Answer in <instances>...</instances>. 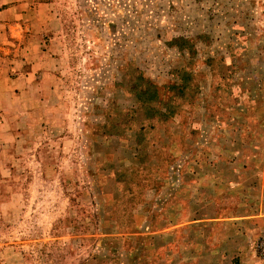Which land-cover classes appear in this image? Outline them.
<instances>
[{
    "label": "rangeland",
    "instance_id": "374dc122",
    "mask_svg": "<svg viewBox=\"0 0 264 264\" xmlns=\"http://www.w3.org/2000/svg\"><path fill=\"white\" fill-rule=\"evenodd\" d=\"M5 9L0 81L33 75L0 95L20 141L0 133V264H264L261 234L247 256L206 251L194 215L217 208L193 198L224 132L264 141V0Z\"/></svg>",
    "mask_w": 264,
    "mask_h": 264
},
{
    "label": "crops",
    "instance_id": "0c3cea01",
    "mask_svg": "<svg viewBox=\"0 0 264 264\" xmlns=\"http://www.w3.org/2000/svg\"><path fill=\"white\" fill-rule=\"evenodd\" d=\"M8 12L9 9L1 10L0 17L8 15ZM31 62L38 63L36 59ZM32 75L29 72L14 81L4 78L0 81V95L3 96L6 89V94L13 97L17 93L16 88L23 84H26L24 89H28L27 82ZM5 118L4 121L0 118V133L4 128L9 130L12 136L8 138L11 141L8 144L13 152H17L19 133L12 130L7 116ZM226 133L221 137V150L206 153L205 165L199 166V172L194 174L193 198L199 202L198 206L205 202L209 208H217L216 212H208L203 219L194 215V229L195 225H206L207 231L203 228L199 235L202 237L203 233V237L208 239L207 234L213 228V245L207 244L205 248L206 251H214L212 254L218 256V261L221 257L223 260L224 257L247 256L254 250V242L264 227V141L256 140L252 126L243 129L242 133L230 132L228 136ZM204 195L205 199L202 198ZM196 236L198 234L194 230V241ZM243 264L255 263L245 260Z\"/></svg>",
    "mask_w": 264,
    "mask_h": 264
},
{
    "label": "built area",
    "instance_id": "2783aa9c",
    "mask_svg": "<svg viewBox=\"0 0 264 264\" xmlns=\"http://www.w3.org/2000/svg\"><path fill=\"white\" fill-rule=\"evenodd\" d=\"M255 246H256L257 253L260 256L264 257V227H263L261 235L257 239V242H256Z\"/></svg>",
    "mask_w": 264,
    "mask_h": 264
},
{
    "label": "trees",
    "instance_id": "16d2710c",
    "mask_svg": "<svg viewBox=\"0 0 264 264\" xmlns=\"http://www.w3.org/2000/svg\"><path fill=\"white\" fill-rule=\"evenodd\" d=\"M149 91H150V92H152V90H151V87H150V86H148L146 90H143V92H142V93H144V94H148V93H149Z\"/></svg>",
    "mask_w": 264,
    "mask_h": 264
}]
</instances>
